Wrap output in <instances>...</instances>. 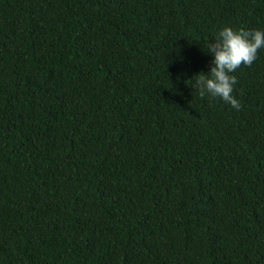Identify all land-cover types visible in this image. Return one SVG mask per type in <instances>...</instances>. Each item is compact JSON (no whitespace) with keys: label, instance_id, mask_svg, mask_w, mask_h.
I'll return each instance as SVG.
<instances>
[{"label":"trees","instance_id":"trees-1","mask_svg":"<svg viewBox=\"0 0 264 264\" xmlns=\"http://www.w3.org/2000/svg\"><path fill=\"white\" fill-rule=\"evenodd\" d=\"M226 25L264 0H0V264H264V48L239 110L191 85Z\"/></svg>","mask_w":264,"mask_h":264},{"label":"clouds","instance_id":"clouds-1","mask_svg":"<svg viewBox=\"0 0 264 264\" xmlns=\"http://www.w3.org/2000/svg\"><path fill=\"white\" fill-rule=\"evenodd\" d=\"M264 48V29L220 28L215 36L206 42V54L212 55L208 72H200L192 87L205 94L218 97L232 108L239 110L241 104L232 94L236 77L231 75L242 64L251 66L257 59L258 50Z\"/></svg>","mask_w":264,"mask_h":264}]
</instances>
